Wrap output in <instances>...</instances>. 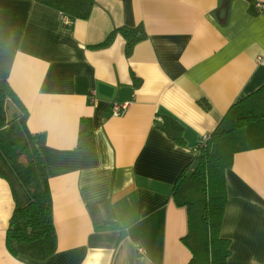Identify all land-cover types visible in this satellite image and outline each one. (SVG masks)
Returning <instances> with one entry per match:
<instances>
[{
  "label": "crops",
  "instance_id": "1",
  "mask_svg": "<svg viewBox=\"0 0 264 264\" xmlns=\"http://www.w3.org/2000/svg\"><path fill=\"white\" fill-rule=\"evenodd\" d=\"M221 5L94 0L88 18L74 20L36 0H0V78L25 106L27 129L45 134L57 236L43 261L8 252L14 200L0 177V264H189L187 213L173 185L199 138L264 84V0ZM138 24L147 37L130 56L118 32L99 47L113 30ZM125 101L114 116L112 105ZM163 115L182 125L185 146L158 128ZM83 117L93 150L76 149ZM225 180L226 264H264V146L234 154Z\"/></svg>",
  "mask_w": 264,
  "mask_h": 264
},
{
  "label": "trees",
  "instance_id": "2",
  "mask_svg": "<svg viewBox=\"0 0 264 264\" xmlns=\"http://www.w3.org/2000/svg\"><path fill=\"white\" fill-rule=\"evenodd\" d=\"M58 10L70 19L85 20L94 0H36ZM125 41L130 56L146 39L142 24L122 26L110 32L99 47L108 46L116 33ZM134 84L138 80L134 76ZM10 100L20 115L7 123L6 102ZM198 103L207 110L209 103ZM27 110L8 82L0 78V177L9 184L14 208L5 234V245L14 257L43 261L56 251V230L46 164L40 154L43 132H30L25 124ZM158 128L179 146H185L182 125L163 115ZM264 146V84L234 102L203 144L196 156L179 173L172 191L177 206L185 207L187 232L183 244L191 253L189 264H226L229 241L220 236L227 201L225 172L237 152ZM92 121L81 119L76 149L93 150Z\"/></svg>",
  "mask_w": 264,
  "mask_h": 264
},
{
  "label": "built area",
  "instance_id": "3",
  "mask_svg": "<svg viewBox=\"0 0 264 264\" xmlns=\"http://www.w3.org/2000/svg\"><path fill=\"white\" fill-rule=\"evenodd\" d=\"M256 7H257V10H262L263 8V5L262 3L260 2H257L256 3ZM67 20V19H66ZM258 60H260V57H258ZM130 104V101H125L123 103H120V104H113L112 105V114L114 116H117V115H121L129 106ZM207 139V134H203L199 140H198V144H203L205 142V140ZM136 248H137V251L139 253H144V250L143 248L139 245V244H136Z\"/></svg>",
  "mask_w": 264,
  "mask_h": 264
},
{
  "label": "water",
  "instance_id": "4",
  "mask_svg": "<svg viewBox=\"0 0 264 264\" xmlns=\"http://www.w3.org/2000/svg\"><path fill=\"white\" fill-rule=\"evenodd\" d=\"M228 2L229 0H222L221 8L223 10L226 9ZM19 115H20V112L18 108L15 106V104L12 101L8 100L6 102V116H7L6 122L7 123L11 122L15 117Z\"/></svg>",
  "mask_w": 264,
  "mask_h": 264
}]
</instances>
